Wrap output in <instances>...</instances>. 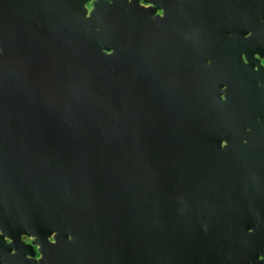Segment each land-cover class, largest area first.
Returning a JSON list of instances; mask_svg holds the SVG:
<instances>
[{
    "label": "water",
    "instance_id": "95a60500",
    "mask_svg": "<svg viewBox=\"0 0 264 264\" xmlns=\"http://www.w3.org/2000/svg\"><path fill=\"white\" fill-rule=\"evenodd\" d=\"M139 1L91 0L89 16V0H0L7 264L36 262L22 235L41 245L38 264H264V212L258 222L243 171L210 166L230 157L216 120L264 102V0H236L241 29L220 58L209 52L226 51L224 10L171 0L179 8L161 18L163 0ZM236 50L247 59L242 101L228 69ZM206 58L229 78H212Z\"/></svg>",
    "mask_w": 264,
    "mask_h": 264
},
{
    "label": "flooded vegetation",
    "instance_id": "af4514ba",
    "mask_svg": "<svg viewBox=\"0 0 264 264\" xmlns=\"http://www.w3.org/2000/svg\"><path fill=\"white\" fill-rule=\"evenodd\" d=\"M171 0H163L161 7L157 9V11L154 13L155 15H160V9L162 8L165 12V9H177L180 6V3H175ZM241 1V0H239ZM141 6L149 7L154 5L151 2H147L146 0H140L139 1ZM222 1H216L215 0H207V4L205 7H218V10H224V14H219L221 18V23H217L218 27L222 29H226L227 31L223 34L222 37V48L226 49L227 40L228 38L234 37V31H229L231 28L235 29H241L239 26L237 20L235 19L236 16L239 19V22H241L242 13L241 11L236 14V0H228L225 6H221ZM240 3V2H239ZM218 4V5H217ZM89 3H87L88 7ZM92 5V4H91ZM221 6V7H220ZM89 8V7H88ZM176 14V11H174ZM235 14V15H234ZM165 16V15H164ZM230 18V20H227L226 18ZM162 31V30H160ZM245 37H248L246 35ZM226 53V55H229L230 53L226 49V51L222 50L221 48H215L214 50H211L209 54H213L216 57L220 58ZM246 55L241 52L240 50H236L234 52V64L229 67V72H231V75L234 76L237 85L241 84L243 87L242 94L241 91L238 95L235 96V100H243V94L245 90V81H246V75H245V69H243L240 65V62L245 63ZM247 60V59H246ZM208 61H211V64L208 63ZM208 67L212 69L210 75L212 78H229L224 77V73L221 72L223 70L221 69H215L214 68V62L211 58H206L205 60ZM230 82H224L221 86V95H225L227 93V89ZM218 84H214V87H217ZM226 86V90H225ZM250 96L253 97L252 92H250ZM228 100V99H227ZM226 100V101H227ZM244 102V101H243ZM252 103L249 106V109L253 108V113L248 115L245 112V109L241 106V109L239 108L238 111L235 113V115H230L226 113L224 116L221 117L223 120L222 122H219V119L215 122L216 130H213V135H221V141L227 140L228 141V147L234 148L232 152H229V148H221V152L229 154V161L222 162L220 164H216V162L211 163V167L213 168H219L222 165L226 166V168L235 169L240 168L243 173L241 174L240 171H236L237 173L241 174V178H239V181L241 182L242 186L247 187L250 189L253 194V197L257 199V210L254 211L256 215L258 214V222H260V216L261 213L264 212V114H261L260 112L264 113V102H259L258 99L252 100ZM252 117V118H251ZM244 141H247V143H244ZM240 153L239 159H237L235 156L237 152ZM215 157L212 158V160L215 161ZM238 160L240 162L238 163H232L233 161ZM225 163V164H224ZM223 166V167H224ZM229 172H226L228 174ZM244 175V177L242 176ZM238 178H232L229 180H235ZM250 210V209H249ZM0 233H2L0 231ZM5 239L8 244H11L13 241L5 236ZM22 239L26 245L32 246V251H34V254H31L29 252H26L27 258L35 259L36 262H32L30 264H38L40 259L43 256V253L41 252V245L39 243H36L34 236H28V235H22ZM25 250L23 248L20 249V252L22 255L24 254ZM12 255L16 254V245L12 250L10 251ZM5 254L2 255L0 258V264H7L5 261ZM11 259V258H10ZM13 260L11 259V262ZM15 264H21V260L16 259Z\"/></svg>",
    "mask_w": 264,
    "mask_h": 264
},
{
    "label": "clouds",
    "instance_id": "9594fccd",
    "mask_svg": "<svg viewBox=\"0 0 264 264\" xmlns=\"http://www.w3.org/2000/svg\"><path fill=\"white\" fill-rule=\"evenodd\" d=\"M89 16H91L92 14V5H91V0H89ZM165 15V12L164 10L161 8L160 9V17L162 18L163 16ZM252 35L251 32L248 33V37H250ZM114 53V50L112 49H105V54L106 55H112ZM257 59H259V57H257ZM209 64H211V61H208ZM245 63H247V60L245 59ZM260 63L261 65H264V61H261L260 60ZM225 90H226V86H225ZM220 100L221 101H225L227 100V97L225 95H221L220 96ZM244 143H247V141H244ZM220 147L223 149V148H227L228 147V141L227 140H223L221 141V144H220ZM254 231V229H249V234H251L252 232ZM69 240H72V237L69 236L68 237ZM49 242L52 243V244H55L56 243V239H55V233H53L50 237H49ZM258 260L261 261V262H264V255H261L258 257Z\"/></svg>",
    "mask_w": 264,
    "mask_h": 264
}]
</instances>
